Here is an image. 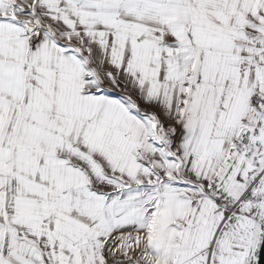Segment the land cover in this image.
Returning a JSON list of instances; mask_svg holds the SVG:
<instances>
[{"label": "snow or ice", "instance_id": "snow-or-ice-1", "mask_svg": "<svg viewBox=\"0 0 264 264\" xmlns=\"http://www.w3.org/2000/svg\"><path fill=\"white\" fill-rule=\"evenodd\" d=\"M0 264H264V0H0Z\"/></svg>", "mask_w": 264, "mask_h": 264}]
</instances>
